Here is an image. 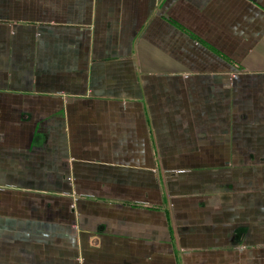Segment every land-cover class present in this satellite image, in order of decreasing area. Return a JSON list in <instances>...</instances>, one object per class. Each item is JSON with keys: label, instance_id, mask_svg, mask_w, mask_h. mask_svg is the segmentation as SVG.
Segmentation results:
<instances>
[{"label": "crops", "instance_id": "0c3cea01", "mask_svg": "<svg viewBox=\"0 0 264 264\" xmlns=\"http://www.w3.org/2000/svg\"><path fill=\"white\" fill-rule=\"evenodd\" d=\"M0 264H264V0H0Z\"/></svg>", "mask_w": 264, "mask_h": 264}]
</instances>
